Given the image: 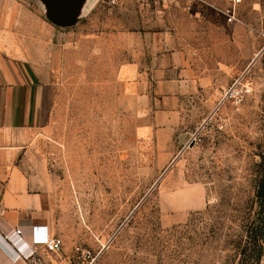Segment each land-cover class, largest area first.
<instances>
[{
  "label": "rangeland",
  "instance_id": "rangeland-1",
  "mask_svg": "<svg viewBox=\"0 0 264 264\" xmlns=\"http://www.w3.org/2000/svg\"><path fill=\"white\" fill-rule=\"evenodd\" d=\"M183 3L87 0L59 28L0 0V48L49 81L15 163L72 264H264V0Z\"/></svg>",
  "mask_w": 264,
  "mask_h": 264
},
{
  "label": "crops",
  "instance_id": "crops-1",
  "mask_svg": "<svg viewBox=\"0 0 264 264\" xmlns=\"http://www.w3.org/2000/svg\"><path fill=\"white\" fill-rule=\"evenodd\" d=\"M9 56L0 48V235L20 229L24 242L30 244L32 228L46 227L62 239L63 248L49 253L39 247L33 258H25L18 246L11 245L14 238L10 244L0 237V264H72L63 254L65 235L56 225L53 193L41 191L35 178L15 163L12 135L36 132L43 126L42 96L49 81L34 65Z\"/></svg>",
  "mask_w": 264,
  "mask_h": 264
},
{
  "label": "built area",
  "instance_id": "built-area-1",
  "mask_svg": "<svg viewBox=\"0 0 264 264\" xmlns=\"http://www.w3.org/2000/svg\"><path fill=\"white\" fill-rule=\"evenodd\" d=\"M113 2H118L120 0H112ZM190 2H203V0H189ZM242 0H234V4L240 3ZM134 5L140 9H158L160 11H165L170 7H181L182 0H132ZM0 237L3 241L10 243L12 238H14V243L11 245L18 246L19 250L25 258H33L36 255L37 249L39 247L43 248L46 252L57 253L63 248V241L56 235H51L48 233L46 227L35 226L31 230V243L26 244L24 242V237L22 230L18 229L10 235H3Z\"/></svg>",
  "mask_w": 264,
  "mask_h": 264
},
{
  "label": "water",
  "instance_id": "water-1",
  "mask_svg": "<svg viewBox=\"0 0 264 264\" xmlns=\"http://www.w3.org/2000/svg\"><path fill=\"white\" fill-rule=\"evenodd\" d=\"M48 12V18L59 28H71L85 12L87 0H42Z\"/></svg>",
  "mask_w": 264,
  "mask_h": 264
},
{
  "label": "trees",
  "instance_id": "trees-1",
  "mask_svg": "<svg viewBox=\"0 0 264 264\" xmlns=\"http://www.w3.org/2000/svg\"><path fill=\"white\" fill-rule=\"evenodd\" d=\"M256 199H257L258 203L261 204V206L263 207L264 206V177L262 178V180L258 186ZM256 229H253V230L255 231Z\"/></svg>",
  "mask_w": 264,
  "mask_h": 264
}]
</instances>
